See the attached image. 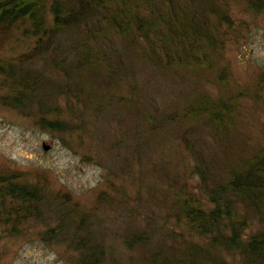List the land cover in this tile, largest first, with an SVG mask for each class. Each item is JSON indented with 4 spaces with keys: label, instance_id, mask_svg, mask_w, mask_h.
<instances>
[{
    "label": "rangeland",
    "instance_id": "rangeland-1",
    "mask_svg": "<svg viewBox=\"0 0 264 264\" xmlns=\"http://www.w3.org/2000/svg\"><path fill=\"white\" fill-rule=\"evenodd\" d=\"M222 1L228 3L234 25L223 49L214 56L218 58L213 69L183 72L174 67L167 73L141 57L140 49L149 48L153 39L146 41L147 24L145 39L138 37L123 53L115 49L122 52L120 44L91 38L92 47L101 48L105 55L114 53L108 60L100 52L103 59H97V66H85L74 75L32 58L25 71L42 75L43 84L41 99L36 97L31 108L19 111L7 105L12 99L10 81L0 76V175L44 194L36 220L15 227L0 222V264H73L77 252L45 234L59 223L61 214L73 211L90 217V232L110 255L108 264H148L151 248L163 249L169 258L181 257L182 240L160 237L163 241L154 245L128 249L124 236L130 230L166 224V192L173 186L186 184L189 192L206 199L178 127L185 104L198 96L233 101L238 130L232 134L237 140H218L208 128L199 133L201 147L217 170L242 156V146L264 147V13L247 11L244 0ZM160 3L157 0L155 9ZM3 37L1 61L26 55L35 46L36 38L22 37L20 29ZM38 101L47 110V118L65 122L68 129L59 132L40 126L41 115L35 111ZM168 117L175 118L174 130L160 122ZM149 121L156 126L152 133L144 131L143 122ZM135 125L138 132L143 130L140 142L133 140ZM43 144L49 149L44 150ZM103 192L110 203L98 202ZM60 204L62 209L54 213ZM262 225L255 221L245 235ZM176 231L200 242L182 225ZM221 254L228 264H241L237 255Z\"/></svg>",
    "mask_w": 264,
    "mask_h": 264
},
{
    "label": "trees",
    "instance_id": "trees-1",
    "mask_svg": "<svg viewBox=\"0 0 264 264\" xmlns=\"http://www.w3.org/2000/svg\"><path fill=\"white\" fill-rule=\"evenodd\" d=\"M219 1L161 0L162 4L155 9L157 0H0V38L11 36L15 28L21 30L24 38H36L35 46L26 55L0 60V76L10 81L12 99L7 105L21 111L31 108L36 97L41 99L42 75L25 71V65L32 58L45 61L54 70L74 75L85 66H97L98 60L103 59L100 52L105 55L101 48L92 47L91 38L109 39L108 43L113 46L120 44L122 52L115 49L123 53L138 37L145 39L147 24L151 33L146 35V41L151 36L153 39L149 48L140 49L141 57H148L149 62L167 73L174 67L183 72L213 69L218 58L214 56L223 49L228 30L234 25L228 3ZM243 2L247 11L264 13V0ZM113 53L109 51L105 58L109 60ZM226 100L212 101L207 96H198L181 111L178 127L182 129L185 148L194 160L193 171L199 175V191L206 199L189 192L186 184L173 186L166 192V224L152 225L148 230H130L124 236L128 249L154 245L163 241L160 237L182 240L180 258H169L163 249L151 248L148 264H228L221 254L223 251L237 255L241 264H264V147L242 146L243 155L218 170L201 147L203 138L199 133L204 128L218 140H237L232 134L238 130L235 107L231 106L232 100ZM43 107L41 101L36 102L40 126L59 132L68 129L65 122L47 118ZM160 122L169 131L175 128V118L168 117L163 122L160 119ZM143 125L147 133L156 130L150 121ZM142 131L138 132L135 125L133 140L140 142ZM12 178L0 175V222L15 227L40 216L44 194ZM98 202L106 204L110 200L103 192ZM61 205L53 212L58 214ZM70 215H60L59 223L46 231L48 238L77 252L73 264H108L110 255L90 232V217L81 211ZM255 221L262 223V227L246 236V229ZM181 225L200 242L187 240L177 232Z\"/></svg>",
    "mask_w": 264,
    "mask_h": 264
},
{
    "label": "water",
    "instance_id": "water-1",
    "mask_svg": "<svg viewBox=\"0 0 264 264\" xmlns=\"http://www.w3.org/2000/svg\"><path fill=\"white\" fill-rule=\"evenodd\" d=\"M42 148H43L44 150H47V149H49V146L46 145V144H43V145H42Z\"/></svg>",
    "mask_w": 264,
    "mask_h": 264
}]
</instances>
